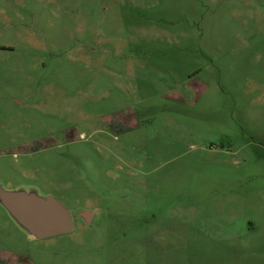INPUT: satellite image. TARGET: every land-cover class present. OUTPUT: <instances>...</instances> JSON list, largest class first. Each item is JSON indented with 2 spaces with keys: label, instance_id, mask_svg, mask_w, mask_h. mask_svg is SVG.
Instances as JSON below:
<instances>
[{
  "label": "rangeland",
  "instance_id": "obj_1",
  "mask_svg": "<svg viewBox=\"0 0 264 264\" xmlns=\"http://www.w3.org/2000/svg\"><path fill=\"white\" fill-rule=\"evenodd\" d=\"M0 183L75 224L0 264H264V0H0Z\"/></svg>",
  "mask_w": 264,
  "mask_h": 264
},
{
  "label": "water",
  "instance_id": "obj_2",
  "mask_svg": "<svg viewBox=\"0 0 264 264\" xmlns=\"http://www.w3.org/2000/svg\"><path fill=\"white\" fill-rule=\"evenodd\" d=\"M0 203L30 237L46 238L74 230L72 213L53 194L38 189L7 188L0 183ZM94 212L84 210L78 216L91 221Z\"/></svg>",
  "mask_w": 264,
  "mask_h": 264
},
{
  "label": "crops",
  "instance_id": "obj_3",
  "mask_svg": "<svg viewBox=\"0 0 264 264\" xmlns=\"http://www.w3.org/2000/svg\"><path fill=\"white\" fill-rule=\"evenodd\" d=\"M208 235V245H215L224 247L223 250H220L218 258L228 264H242V238L240 234H234L232 237H216L212 232L207 233ZM195 246H199V240L194 239ZM193 244V243H192ZM220 247V246H219Z\"/></svg>",
  "mask_w": 264,
  "mask_h": 264
}]
</instances>
